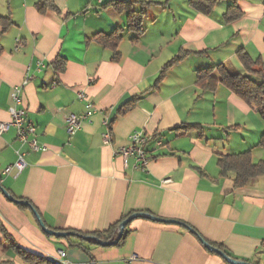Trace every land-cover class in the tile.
I'll return each mask as SVG.
<instances>
[{"label": "crops", "instance_id": "1", "mask_svg": "<svg viewBox=\"0 0 264 264\" xmlns=\"http://www.w3.org/2000/svg\"><path fill=\"white\" fill-rule=\"evenodd\" d=\"M40 1L0 0V19L8 20L0 23V123L11 121L10 108L22 109L29 139L45 147L32 150L12 126L0 133V223L13 243L45 258L63 251L67 264H230L210 244L231 259L264 264V176L237 188L234 174L217 165L248 151L253 162L263 160L264 122L215 70L212 87L197 81L198 70L218 65L246 75L240 50L264 64V0H238L243 15L231 23L223 14L232 0H219L209 15L188 0H126L167 2L147 9L136 42L126 12L107 5L112 0H47L52 7L39 11ZM115 28L122 29L117 60L92 40ZM80 92L96 112L69 136L67 117L84 112ZM136 131L149 138L143 169L114 155ZM17 151L25 153L23 170L4 174ZM34 213L67 235L137 216L121 246H102L49 235ZM78 242L83 248L71 245ZM0 264H26L1 232Z\"/></svg>", "mask_w": 264, "mask_h": 264}, {"label": "trees", "instance_id": "2", "mask_svg": "<svg viewBox=\"0 0 264 264\" xmlns=\"http://www.w3.org/2000/svg\"><path fill=\"white\" fill-rule=\"evenodd\" d=\"M219 0H188V5L192 7L197 12L209 15ZM238 0H232V4L228 6L226 12L223 14V21L225 23H231L237 19H239L243 14L239 10L237 6ZM166 1L163 3L159 2H148V3H136L132 1L126 0H112L107 5L113 6L118 12H126L127 19V30L132 32L135 36L132 38L133 42H136L138 38L143 34V21L147 16V9L151 5H156L163 7L166 5ZM135 4H138L139 8L136 10L134 8ZM105 5V6H107ZM39 11H43L42 8L45 6H51L47 0H41L38 4ZM0 23L5 25L8 24V20L0 19ZM121 28H115L109 34L97 33L93 36L92 40L98 42L104 47L110 48L114 54L113 59H118V53L116 51L117 46L121 40ZM202 54V53H199ZM185 54L179 55L171 60L161 72L158 81H160L166 69L181 60ZM237 58L241 63L246 75L240 74H232L226 70V68L222 65H218L215 68H207L201 69L197 71V81L198 83H203L206 87H212L215 84V78L212 76L213 71L215 70L219 74L220 82L227 86L235 95H237L241 100H243L246 104L253 107L256 112L259 114L261 120L264 122V64L260 59L251 60L248 55L240 50L237 53ZM64 62L61 59H56L53 62V65L56 70L63 69ZM259 79L260 82H257L256 79ZM130 102L127 103L126 107L129 108ZM260 149L264 150V135L261 137L258 145ZM217 165L220 169L221 174H226L228 172H232L234 174V186L237 188L245 186L249 183L250 180L264 176V159L258 162H253L251 151L239 153L235 155H225L221 156ZM21 209H26V206L18 205ZM128 217V216H127ZM127 217L121 219L117 223L111 225L107 230L95 233H78L74 231H69L71 234H68L66 238L69 240L71 236H77L82 240L90 243L101 242H113L116 240L118 236L119 225L122 221H124ZM0 232L3 234L4 238L8 240L17 253V255L26 263V264H52L46 260L45 257L33 255L28 253L19 247H17L11 237L6 232L2 224L0 223ZM125 233L123 232L120 239L117 240L113 245L121 246L124 243ZM81 241V240H80ZM71 245H75L78 247L83 246L78 243H71ZM209 246L213 248L215 245L210 244ZM85 249V248H84ZM220 250V247H218Z\"/></svg>", "mask_w": 264, "mask_h": 264}, {"label": "built area", "instance_id": "3", "mask_svg": "<svg viewBox=\"0 0 264 264\" xmlns=\"http://www.w3.org/2000/svg\"><path fill=\"white\" fill-rule=\"evenodd\" d=\"M19 88H15L12 93L13 100L18 103L19 102ZM78 98L80 100L85 101L84 104V112L79 115H70L66 119V132L69 136H73L77 131H79L81 127V123L83 121H87L91 119V117L96 112L94 105L87 100V95L80 92L78 93ZM9 114L11 117V121L9 123H0V133L4 132L8 129L9 126H12L17 131L18 140L21 143H27L32 150H41L44 151L45 147L38 145V143L34 139H29V134L33 132V128L31 125L26 123L25 115L22 109H9ZM103 142L105 144L109 143V134L104 133L102 135ZM148 137L140 131H136L132 133L129 137V143L127 145L121 146L114 151V155L121 157L124 163H127L131 158L134 159L135 167L145 168L149 158L146 156L143 145L148 141ZM17 159L12 164L6 167L3 171L4 174H8L12 171L16 173H20L24 166V156L25 153L21 151H17ZM58 259H54L51 257H46V260L52 264H67L63 259L65 257V253L63 251H59Z\"/></svg>", "mask_w": 264, "mask_h": 264}, {"label": "water", "instance_id": "4", "mask_svg": "<svg viewBox=\"0 0 264 264\" xmlns=\"http://www.w3.org/2000/svg\"><path fill=\"white\" fill-rule=\"evenodd\" d=\"M10 200H13L11 197H9ZM17 203L21 204V205H27L26 202L24 201H17ZM36 215V218H37V221L39 223V225L42 227V229L49 235H53L55 237H64L67 235V233H57V232H53V231H50L48 229L45 228V226L43 225L40 217L34 213ZM137 216V214H134V215H131L130 217H128L127 219H125L124 221L121 222V224L119 225V229H118V236L116 238L115 241L113 242H101L99 241L98 243L102 246H109L111 244H114L117 240L120 239L122 233H123V230L125 228V226L133 219ZM208 249H210L211 251H214L216 253H218L219 255H221L227 262H229L230 264H249V263H245V262H242V261H237V260H234V259H231L230 257H228L227 255H225L224 253H222L221 251L209 246V245H206Z\"/></svg>", "mask_w": 264, "mask_h": 264}, {"label": "rangeland", "instance_id": "5", "mask_svg": "<svg viewBox=\"0 0 264 264\" xmlns=\"http://www.w3.org/2000/svg\"><path fill=\"white\" fill-rule=\"evenodd\" d=\"M146 20H147V19H146ZM146 20H145V21H146Z\"/></svg>", "mask_w": 264, "mask_h": 264}]
</instances>
